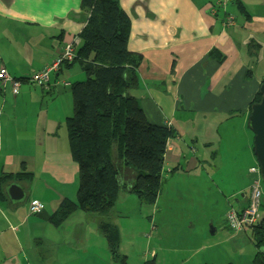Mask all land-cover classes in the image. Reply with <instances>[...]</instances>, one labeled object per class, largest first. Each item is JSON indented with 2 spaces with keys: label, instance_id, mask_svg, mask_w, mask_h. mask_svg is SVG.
<instances>
[{
  "label": "crops",
  "instance_id": "obj_1",
  "mask_svg": "<svg viewBox=\"0 0 264 264\" xmlns=\"http://www.w3.org/2000/svg\"><path fill=\"white\" fill-rule=\"evenodd\" d=\"M116 1L130 21L127 49L142 57L138 86L129 93L152 124L175 132L163 157L160 191L142 213L144 228L137 235L146 234L149 241L137 264L151 257L156 264L172 262L176 244L189 252L177 264H228L223 256L217 261L221 254L214 250L191 246L197 244L196 225L212 234L223 227L231 231L225 214L231 206H245L248 170L257 167L248 116L264 82V0H232L224 9L218 0ZM227 15L235 24L223 28ZM86 20L80 0H0V69L20 83L13 94L11 83L0 81V175L23 167L31 174L9 183L23 191L26 215L7 195L0 202V264H42L31 240L49 247L65 241L63 227H53L47 218L61 200L75 198L78 169L65 119L72 113L69 86L84 74L78 64L65 63L44 87L28 79L78 37ZM119 179L129 184L132 172L122 169ZM30 200L44 206L40 214L28 213ZM134 206L141 210L132 195L120 192L109 215L118 230L114 218H125V209L129 214ZM78 212L70 217L76 220L68 241L76 242L84 264H99L103 258L92 251L103 245L98 219ZM65 256L75 259L68 251Z\"/></svg>",
  "mask_w": 264,
  "mask_h": 264
},
{
  "label": "trees",
  "instance_id": "obj_2",
  "mask_svg": "<svg viewBox=\"0 0 264 264\" xmlns=\"http://www.w3.org/2000/svg\"><path fill=\"white\" fill-rule=\"evenodd\" d=\"M80 9L87 20L78 34L80 45L71 63L79 65L84 80L69 86L72 114L65 119L69 153L78 169L77 189L74 200H61L47 222L58 228L74 212L94 215L110 264H127V258L119 254V230L109 215L122 191L141 206L155 203L167 142L175 132L168 126L152 124L129 93L138 86L136 70L142 57L127 49L130 21L117 1L80 0ZM260 98L257 92L249 111ZM122 169L132 172L129 184L120 182ZM30 177L24 167L19 173H2L0 202L7 201L5 187L9 183ZM247 204L248 194L245 206L236 210L240 212ZM245 228L257 249L251 264H264V219ZM142 264L156 261L151 257Z\"/></svg>",
  "mask_w": 264,
  "mask_h": 264
},
{
  "label": "rangeland",
  "instance_id": "obj_3",
  "mask_svg": "<svg viewBox=\"0 0 264 264\" xmlns=\"http://www.w3.org/2000/svg\"><path fill=\"white\" fill-rule=\"evenodd\" d=\"M228 175L232 176V173L229 172ZM261 185H262V194L260 199V207L258 210L260 220L264 219V182H261L260 179V187ZM27 197H29L28 193H27ZM134 201L137 200L134 198ZM129 203L132 204L133 202L129 201ZM17 207H20L26 215L25 201L18 203ZM127 207L130 209L131 205L127 204ZM145 207L146 206H140L141 210L139 211L138 208L134 206V208L130 211L129 214L125 209L124 213L125 215H127L125 218L122 219L114 218L120 230L121 243H120L119 254L127 258L126 260L127 264H137L139 262V259L141 258L143 252L144 243L146 241L147 242L149 241V239L143 237L141 233L137 235L138 231L140 230L142 231L144 228V219L142 213L144 212ZM177 214H178L177 212H173L174 220ZM88 216L91 217L92 215L89 214ZM75 220H76L75 218H69L66 222V225L64 224L65 226L63 225L61 226L63 227L61 232L63 234H66V238L65 241L61 240V243L58 245L57 243H55L54 247H49L47 244L40 243L38 240H34V239L31 240L30 246L38 248L40 252V256L42 258V264H84L85 263V260L81 258H77L79 256V250H77L78 245L76 244V242L72 240L68 241L67 238L69 232L74 227L73 224ZM206 227L207 226H204L203 224L202 227L196 225L194 235L197 239V244L191 246L192 251L195 249L198 250L209 249L208 252L210 250H214L221 254V256H219V259H217V261H219L220 258L223 256L228 259L227 262L229 264H247V261L249 262V264H251V260L254 254L257 252V249L254 247V245L251 242L250 232L248 228H245L243 231L239 233H235L227 230L226 227H223L221 229H218L215 234H212L210 233V230L207 229ZM175 230L177 231L176 225H175ZM144 232H148V229ZM182 233H185V231ZM90 238L92 239V237ZM95 243L96 242L93 241L91 244H95ZM27 246H29V244ZM102 247H103V251L101 250ZM184 247H186V245L176 244V247L173 248L175 254L173 253L169 254V260L172 262H167L162 264H177L176 263L177 261L183 259L184 257H188L189 252L188 250L184 249ZM60 251H63V253L60 255L59 258H57L58 259L57 260L56 254L58 257V252ZM66 251H68L69 253H73L75 259L71 261L70 259H68L66 261L65 260ZM92 251L93 252L97 251L98 258H103V261H100L99 264H110L111 260L107 252L106 241L104 237H103V245L102 246L98 245V249L94 247ZM208 252H206V255H208ZM201 255L202 254H199L198 257H201ZM188 262H190L189 259Z\"/></svg>",
  "mask_w": 264,
  "mask_h": 264
},
{
  "label": "built area",
  "instance_id": "obj_4",
  "mask_svg": "<svg viewBox=\"0 0 264 264\" xmlns=\"http://www.w3.org/2000/svg\"><path fill=\"white\" fill-rule=\"evenodd\" d=\"M231 1L232 0H218L216 4L224 9L226 4ZM234 24V17L231 15H227L223 19L222 27L230 28ZM78 45L79 39L77 37L63 47L60 54L51 62L49 66H46L44 69L32 74L28 81L30 83L44 87L48 83L50 74L56 72L61 64H69L73 61ZM0 81H9L11 83L12 93H17L20 85L19 81L11 79L3 69H0ZM248 172L252 178L250 184L247 187V206L240 212H238L234 207L231 206L225 214V223L227 227L233 232H238L242 228L255 225L259 220L258 210L260 207V199L262 193L258 167H252L248 170ZM27 207L28 213L31 215H38L44 209V206L37 200H30ZM144 237H146V234L144 235Z\"/></svg>",
  "mask_w": 264,
  "mask_h": 264
},
{
  "label": "water",
  "instance_id": "obj_5",
  "mask_svg": "<svg viewBox=\"0 0 264 264\" xmlns=\"http://www.w3.org/2000/svg\"><path fill=\"white\" fill-rule=\"evenodd\" d=\"M261 96L258 103L250 106L248 127L253 135V154L256 158L261 182H264V82L259 86ZM6 195L13 203L24 202V193L16 184L6 187Z\"/></svg>",
  "mask_w": 264,
  "mask_h": 264
},
{
  "label": "clouds",
  "instance_id": "obj_6",
  "mask_svg": "<svg viewBox=\"0 0 264 264\" xmlns=\"http://www.w3.org/2000/svg\"><path fill=\"white\" fill-rule=\"evenodd\" d=\"M258 167V166H257Z\"/></svg>",
  "mask_w": 264,
  "mask_h": 264
}]
</instances>
